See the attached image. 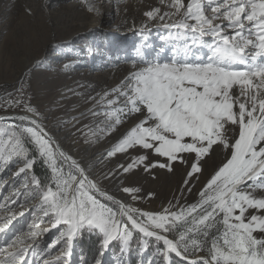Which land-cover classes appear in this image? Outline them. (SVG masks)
I'll list each match as a JSON object with an SVG mask.
<instances>
[{
  "label": "snow or ice",
  "instance_id": "6c2138e0",
  "mask_svg": "<svg viewBox=\"0 0 264 264\" xmlns=\"http://www.w3.org/2000/svg\"><path fill=\"white\" fill-rule=\"evenodd\" d=\"M78 2L95 15L104 5ZM159 4L166 10L144 11L140 30L161 24L185 43L166 60H147L137 49L128 74L101 96L106 119L89 128L91 137H112L128 124L106 151L107 158L126 157L114 170L96 176L66 153L30 103L23 80L8 94L5 103L17 110L12 119L18 123L0 131V167L15 165L14 175L24 174L25 183L0 204V264H70L85 233L97 238L94 264H102L114 242L122 254L133 244L141 254L152 247L158 258L147 264H175L173 257L184 264H264V0ZM193 47L207 52L193 53ZM37 160L50 170L46 183L27 179ZM137 172L153 181L180 172L179 195L159 210H144L105 184ZM118 190L133 202L154 196H141V187L123 181ZM186 193H195L194 202ZM21 196L37 201L33 215L47 218L50 227L34 222L29 231H12L24 212L8 202ZM58 226L59 236L41 247L38 237Z\"/></svg>",
  "mask_w": 264,
  "mask_h": 264
},
{
  "label": "rangeland",
  "instance_id": "374dc122",
  "mask_svg": "<svg viewBox=\"0 0 264 264\" xmlns=\"http://www.w3.org/2000/svg\"><path fill=\"white\" fill-rule=\"evenodd\" d=\"M136 1L104 0L101 14L95 15L85 11L78 0H0V104H3L0 116L10 114L8 118H0V131L18 123L10 118L17 110L8 109L5 101L9 93L15 94V89L23 80L30 103L40 110L48 129L58 139L61 138L59 141L71 156L77 161L89 159L91 162V150H99L98 157L103 154L94 162L95 165L87 167L94 175L114 170L118 163L124 162L125 156L107 158L106 151L128 124L112 137L98 141L89 133V128L95 130L106 119L103 115L106 104L101 101V96L128 74L133 60L139 58L137 49L147 60L157 57L166 60L172 55L174 47H182L185 43L172 38L170 34H174L175 30L166 29L161 24L151 23L148 29L141 31L140 25L146 19L143 12L150 9ZM26 8L32 10V15L26 13ZM187 44L191 45V40ZM192 51L206 53L207 49L193 47ZM93 111L100 114L93 116ZM40 164L47 169L42 162ZM16 170L15 165L0 167V204L6 203L4 197L10 196L13 188H20L25 183L24 174L14 175ZM47 171L50 173L49 169ZM33 176L32 170L28 181ZM181 179L180 172L162 176L159 181L137 172L127 174L126 178L125 174H121L105 184L117 198L126 199L144 210L155 211L162 205L166 206L174 194L179 195L177 189ZM121 181L124 186L141 187V196L147 192L154 193V196H145L142 201L133 202L128 194L118 190ZM185 195L189 203L194 202L195 193ZM36 203L31 199L25 203L23 196L16 204L8 202L13 210L24 212L23 216H17L13 221L10 226L12 231L17 234L29 231L34 222L39 223L41 228L50 227L47 218L33 215L32 206ZM20 204H25V207L20 208ZM60 228H53L38 237L40 246L45 247L55 240ZM85 237L89 235L85 233ZM91 248L97 255V244H92ZM84 250L80 239L77 240L70 264H82L81 257L87 264H94V258L88 259ZM157 258L152 247L141 254L133 244V251L122 254L119 245L114 242L102 257V264H131L133 259L138 264L141 260L147 264L149 259ZM173 259L175 264H184L179 258Z\"/></svg>",
  "mask_w": 264,
  "mask_h": 264
},
{
  "label": "trees",
  "instance_id": "16d2710c",
  "mask_svg": "<svg viewBox=\"0 0 264 264\" xmlns=\"http://www.w3.org/2000/svg\"><path fill=\"white\" fill-rule=\"evenodd\" d=\"M37 160L36 164L33 168V174L36 178L40 179L42 183H46L49 179L50 173L47 171V169L40 164V161ZM81 247H83L85 250V254L87 255V258H94L96 253L92 252V244H97V238L95 236H89L88 238H81L80 239ZM131 264H138L136 260H132Z\"/></svg>",
  "mask_w": 264,
  "mask_h": 264
},
{
  "label": "bare ground",
  "instance_id": "6f19581e",
  "mask_svg": "<svg viewBox=\"0 0 264 264\" xmlns=\"http://www.w3.org/2000/svg\"><path fill=\"white\" fill-rule=\"evenodd\" d=\"M137 2V4H139L140 6H143V7H145V8H147V9H151V8H153V7H157V6H160V7H162V9L163 10H165L164 9V7L163 6H161L160 4H159V0H138V1H136ZM185 2H187V0H185ZM79 11V10H78ZM13 115V114H12ZM17 115V113L15 114V115H13V116H11L10 118L12 119L13 117H15ZM10 116V114H4V115H1L0 116V118H8ZM51 130V129H50ZM51 132V131H50ZM51 134L53 135V137L55 138V140L59 143V145L61 146V148L66 152V153H68V154H70L71 155V153L69 152V150H67L64 146H63V144L59 141V139H61V138H57L56 136H55V134L53 133V132H51ZM99 150H91L90 151V159H91V162L90 161H88L89 159H85L84 160V162L83 161H78L81 165H83V166H85L86 168L88 167V166H92V164H94V162H96V161H98V159H100V157H102V155L103 154H101V155H99V157L98 156H96V154H97V152H98ZM101 152V151H100ZM97 164V163H96ZM95 165V164H94ZM143 173V172H142ZM127 175V174H126ZM156 195V194H155ZM158 195V194H157ZM72 258V256L70 257V259Z\"/></svg>",
  "mask_w": 264,
  "mask_h": 264
}]
</instances>
